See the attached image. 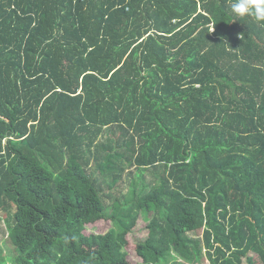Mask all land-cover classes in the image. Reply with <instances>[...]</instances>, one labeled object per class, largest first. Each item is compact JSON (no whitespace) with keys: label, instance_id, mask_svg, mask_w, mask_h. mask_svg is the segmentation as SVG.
<instances>
[{"label":"trees","instance_id":"16d2710c","mask_svg":"<svg viewBox=\"0 0 264 264\" xmlns=\"http://www.w3.org/2000/svg\"><path fill=\"white\" fill-rule=\"evenodd\" d=\"M232 3L0 0V264H133L139 216L135 264H264V22Z\"/></svg>","mask_w":264,"mask_h":264},{"label":"rangeland","instance_id":"374dc122","mask_svg":"<svg viewBox=\"0 0 264 264\" xmlns=\"http://www.w3.org/2000/svg\"><path fill=\"white\" fill-rule=\"evenodd\" d=\"M110 201L111 200H109V202ZM4 216L5 215H3V217ZM109 228H110V223H108V221L106 220L98 221L93 224H88L86 226L85 233L90 234V233L106 232ZM201 230H203V227L201 228ZM200 232L202 233V231ZM147 234H148V230L146 229V223L144 222L143 218L139 216V219L137 220L136 225L133 227L132 232L128 234L129 244L126 250L128 253V258L131 263L135 264L139 261V259L136 257L135 252H134V249L136 247V242L141 239H144L147 236ZM7 237H8V232L6 229L5 221L3 220L0 223V241H1L0 246L2 250L5 251V254L9 256L10 258H12L15 247ZM179 261H180V264H189L182 259H179ZM192 264H210V263L207 258H203L202 260H199L198 262H195Z\"/></svg>","mask_w":264,"mask_h":264},{"label":"clouds","instance_id":"9594fccd","mask_svg":"<svg viewBox=\"0 0 264 264\" xmlns=\"http://www.w3.org/2000/svg\"><path fill=\"white\" fill-rule=\"evenodd\" d=\"M231 9L237 16L250 15L255 20L264 22V0H233ZM6 229L8 232L7 238H9L7 226Z\"/></svg>","mask_w":264,"mask_h":264}]
</instances>
